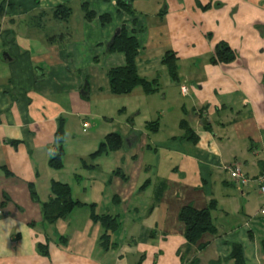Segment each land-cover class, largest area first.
<instances>
[{
	"label": "crops",
	"instance_id": "1",
	"mask_svg": "<svg viewBox=\"0 0 264 264\" xmlns=\"http://www.w3.org/2000/svg\"><path fill=\"white\" fill-rule=\"evenodd\" d=\"M125 1L133 14L116 0H0V264H234V245L244 264H264L254 181L264 167V0ZM82 3L110 22L85 21ZM60 5L74 11L66 25L40 14ZM120 26L137 40L138 76L156 78L158 92L110 93L107 71L125 57L106 46ZM219 43L234 60L210 62ZM167 52L178 57V80L162 63ZM181 120L196 143L182 140ZM60 121L64 166L53 170ZM109 133L123 146L89 159ZM233 162L246 185L223 169ZM52 181L87 206L49 224L40 204ZM212 202L216 232L198 249L178 214ZM88 205L117 219L107 248Z\"/></svg>",
	"mask_w": 264,
	"mask_h": 264
},
{
	"label": "trees",
	"instance_id": "2",
	"mask_svg": "<svg viewBox=\"0 0 264 264\" xmlns=\"http://www.w3.org/2000/svg\"><path fill=\"white\" fill-rule=\"evenodd\" d=\"M117 5L122 10L129 14H133L130 10L129 2L125 0H116ZM79 8L83 14V19L87 22H91L94 19H98L100 24L106 25L110 22V16L103 14L97 16L96 13L89 9L87 3H82ZM45 15H51V17L57 22L66 25L70 18L73 16L74 11L69 5H60L53 9L40 13ZM119 34L113 38V42L107 50V53H121L125 57V64L121 67H114L107 71V79L109 85V91L112 95L122 96L131 93L136 88H141L145 95H151L160 89V86L155 79L147 80L138 76L135 59L138 54L137 40L127 35V31L124 26L118 28ZM61 36H52L48 39L49 43H57ZM235 56L233 51L224 43H219L215 46L214 54L212 55L211 63H228L234 60ZM178 57L173 52L165 53L162 63L167 67L170 77L173 80H178ZM157 121L146 123L145 127L152 129L157 128ZM180 129L183 131L182 140L191 143H196L198 137L188 127L184 120L179 123ZM64 132L63 121L59 122L56 134L55 143L56 151L48 161L49 168L53 170H60L64 166L63 157L65 154L63 148ZM123 146L122 137L118 133L107 134L103 141L100 142L97 149L89 155V159H96L101 156H105L111 152L119 150ZM83 162V161H82ZM83 166H86L83 162ZM52 197L45 203H41V212L44 220L52 224L58 219L66 218L71 212L82 206H87L84 203L73 200L71 197V191L68 184L52 181L49 187ZM30 195L34 201L38 202V197L32 186L30 187ZM90 209L91 219L100 223L104 228L105 233L101 237V245L107 248L110 245V239L108 233H113L117 230L119 224L116 217L110 215H97L94 212L95 205H88ZM215 209V203L212 202L204 209H195L192 206H184L180 209L178 214V220L183 225L184 237L189 245H197L205 234H215V226L212 219V210ZM198 249H202V245H197ZM232 259L234 264H244L242 259L241 248L237 245L233 246ZM195 262H193L194 264Z\"/></svg>",
	"mask_w": 264,
	"mask_h": 264
},
{
	"label": "built area",
	"instance_id": "3",
	"mask_svg": "<svg viewBox=\"0 0 264 264\" xmlns=\"http://www.w3.org/2000/svg\"><path fill=\"white\" fill-rule=\"evenodd\" d=\"M181 93L186 95L187 88L180 87ZM83 131L89 126L87 122L83 123ZM223 169L226 171L230 181L238 186L246 185L250 179L242 172L240 165L237 162L229 163L223 165ZM257 184V191L262 199V206L260 208V213L264 214V167L262 168L259 175L254 179ZM2 211L0 210V216Z\"/></svg>",
	"mask_w": 264,
	"mask_h": 264
},
{
	"label": "water",
	"instance_id": "4",
	"mask_svg": "<svg viewBox=\"0 0 264 264\" xmlns=\"http://www.w3.org/2000/svg\"><path fill=\"white\" fill-rule=\"evenodd\" d=\"M119 34V30L117 29L116 31H115V33H114V35H113V38L116 36V35H118ZM113 38L110 40V42L107 44V49L110 47V45L112 44V42H113Z\"/></svg>",
	"mask_w": 264,
	"mask_h": 264
},
{
	"label": "rangeland",
	"instance_id": "5",
	"mask_svg": "<svg viewBox=\"0 0 264 264\" xmlns=\"http://www.w3.org/2000/svg\"><path fill=\"white\" fill-rule=\"evenodd\" d=\"M117 106H119V105H117ZM131 117V116H130ZM129 120V119H128ZM76 135H78V136H84V133H82V134H80V132L79 133H75Z\"/></svg>",
	"mask_w": 264,
	"mask_h": 264
}]
</instances>
